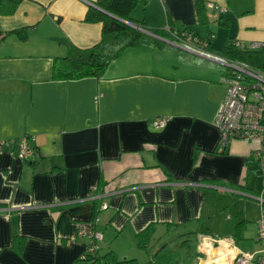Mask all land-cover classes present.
Instances as JSON below:
<instances>
[{
  "label": "crops",
  "instance_id": "1",
  "mask_svg": "<svg viewBox=\"0 0 264 264\" xmlns=\"http://www.w3.org/2000/svg\"><path fill=\"white\" fill-rule=\"evenodd\" d=\"M196 1L138 0L133 19L188 27L194 40L129 47L101 78L77 80H52V61L68 51L58 38L81 49L101 41L102 24L85 21L95 0H21L0 14V141H10L0 149V264H89L79 258L90 238L77 231L88 221L102 234L100 254L139 264L153 263L150 245L168 231L181 244L193 233L202 264H233L238 252L261 249L257 143L219 146L223 71L186 63L175 49L226 66L195 51L226 60L220 51L231 41L264 44V0H201L206 23ZM25 135L34 139L33 163L11 142ZM147 227L148 247H139L136 234ZM14 235L24 239L21 252ZM126 242L134 255L119 253Z\"/></svg>",
  "mask_w": 264,
  "mask_h": 264
},
{
  "label": "trees",
  "instance_id": "2",
  "mask_svg": "<svg viewBox=\"0 0 264 264\" xmlns=\"http://www.w3.org/2000/svg\"><path fill=\"white\" fill-rule=\"evenodd\" d=\"M20 1L21 0H0V14H12ZM137 2L138 0H95L94 3L97 8L91 6L88 8L85 15V21L102 24L101 41L90 48L81 49L74 46L66 38H58V43L65 45L68 51L64 56H56L53 58L51 79L77 80L86 77L101 78L109 62L118 58L125 49L137 45H166L162 40L148 35L143 30H149L155 35L163 38H173L170 33L173 30L179 34L188 32L192 37H196L188 27L177 29L170 26V31H167L165 28H149L142 21H136L131 17V12L135 8ZM196 5L199 22L206 23L207 16L205 15L203 2L197 0ZM218 22L220 24L225 23L221 18H218ZM16 32L19 33L21 39L24 38V35H22V29H18ZM1 36L3 35L0 33V39L2 38ZM206 43L208 44V40ZM175 50L178 57L185 60L184 57L186 52L178 48ZM220 54L229 61L244 63L255 70L264 72V51L262 50L242 49L235 46L234 41H231L222 51H220ZM219 68L223 71L222 77H225L230 73V68L227 66H220ZM25 137L28 139L31 138L30 135H25ZM21 140L22 138L11 141L12 144L17 145L18 147V156ZM4 142L6 144L2 146L3 148L4 146H7L10 141ZM26 145L29 154L22 157L19 156V158L25 163H33V155L35 152L33 141H27ZM150 235V227L137 233L136 237L138 246L145 248L148 247L146 246V241L149 240ZM23 242L24 239L22 237L14 235L13 246L17 248L18 252H21L23 249ZM158 254L159 252L154 254L155 260L153 261V264H162L161 261L157 260V257H159ZM83 255L84 258L79 259L81 261H86L89 264H139L135 257L118 258L116 253L112 250L103 254L99 253V249H96L95 251L85 250Z\"/></svg>",
  "mask_w": 264,
  "mask_h": 264
},
{
  "label": "built area",
  "instance_id": "3",
  "mask_svg": "<svg viewBox=\"0 0 264 264\" xmlns=\"http://www.w3.org/2000/svg\"><path fill=\"white\" fill-rule=\"evenodd\" d=\"M162 1V0H160ZM207 6L218 11H225L222 6L208 2ZM170 31L169 25L164 27ZM171 35L178 41L194 40L190 33L181 34L171 31ZM235 46L242 49L255 50L262 48V43H251L242 46L234 42ZM230 73L223 77L227 85L225 97L215 117V125L219 132L218 144L225 147L231 140L254 141L255 155L259 163L260 175L262 178V189L255 195L259 203L260 216L257 220V237L262 247L254 252H238L232 259L233 264H264V72L255 70L248 65L236 61H229ZM166 123L165 118L154 121L156 127H162ZM34 140L22 137L19 156L29 154L27 141ZM6 143L0 141V149ZM108 192V189H105ZM80 235H87L90 238L86 251H95L98 248L97 241L101 240L102 234L97 231L91 221L82 222L77 225ZM84 258V255H81Z\"/></svg>",
  "mask_w": 264,
  "mask_h": 264
},
{
  "label": "rangeland",
  "instance_id": "4",
  "mask_svg": "<svg viewBox=\"0 0 264 264\" xmlns=\"http://www.w3.org/2000/svg\"><path fill=\"white\" fill-rule=\"evenodd\" d=\"M184 58H185L186 63L196 61L198 63H202L203 65L215 67L214 69H216V71H219V67H217V65L208 63V61H206V60L199 59L197 57H193V55H189V54L185 53ZM259 216H260V211H259ZM163 235H164L163 239H165V242H163V240H162L163 244H161V245L160 244L158 245L157 244L158 242L157 243L152 242L153 245L152 244L150 245V249L155 251L156 253L160 252L159 254L161 256H164L163 258H165L166 260L168 259L166 262H164L165 264H169V263H172V264H202L201 261L197 258V256H195L194 254L191 253L194 251L193 247L195 246V244L197 242V239L193 236L194 235L193 233H192V235H190L189 237L186 238L187 241L182 243L183 245L180 243L181 240L178 236H175V238L171 239L175 235V234H173V231H168V233L165 232V233H163ZM116 242H118V241H116ZM129 246L130 245L128 244V242H126V244L123 246V248L121 245V249L123 250L125 248L126 251H119V253L120 254L134 255V252L132 251V249L135 250V246L132 244V249H130ZM176 253H177V255H179V257H171L173 255L175 256ZM145 255H147V254H145ZM167 255H170V257H166ZM146 257H148V256H146ZM159 258H157L158 261H159ZM153 260H154V258H153ZM147 264H153V263H150L148 261V258H147Z\"/></svg>",
  "mask_w": 264,
  "mask_h": 264
},
{
  "label": "water",
  "instance_id": "5",
  "mask_svg": "<svg viewBox=\"0 0 264 264\" xmlns=\"http://www.w3.org/2000/svg\"><path fill=\"white\" fill-rule=\"evenodd\" d=\"M94 8H97V6L95 4H92ZM111 15V14H109ZM112 16V15H111ZM145 33H147L148 35L152 36V37H155V38H158L160 40H163L161 37L155 35L154 33H152L151 31H148V30H144ZM203 56H206V55H203ZM207 58H210V59H213V60H216L217 62H220V63H223V64H227L225 61V59L223 58H218L216 56H206Z\"/></svg>",
  "mask_w": 264,
  "mask_h": 264
},
{
  "label": "clouds",
  "instance_id": "6",
  "mask_svg": "<svg viewBox=\"0 0 264 264\" xmlns=\"http://www.w3.org/2000/svg\"><path fill=\"white\" fill-rule=\"evenodd\" d=\"M143 31H144V30H143ZM174 31H175V30H174ZM159 37H160V36H159ZM161 38H162V39H167V38H163V37H161ZM179 46L182 48L183 45H179ZM191 50H192V49H191ZM195 52H196L197 54L202 55V56H203V55H206V56H213V55H210V54H208V53H204V52H199V51H195ZM206 56H205V57H206ZM218 58H219V57H218ZM225 61H227V62H226L227 64H225V65L228 67V66H229V60L226 59ZM222 64H223V63H222ZM256 195H257V194H256Z\"/></svg>",
  "mask_w": 264,
  "mask_h": 264
},
{
  "label": "bare ground",
  "instance_id": "7",
  "mask_svg": "<svg viewBox=\"0 0 264 264\" xmlns=\"http://www.w3.org/2000/svg\"><path fill=\"white\" fill-rule=\"evenodd\" d=\"M186 49V48H185ZM259 204V203H258Z\"/></svg>",
  "mask_w": 264,
  "mask_h": 264
}]
</instances>
